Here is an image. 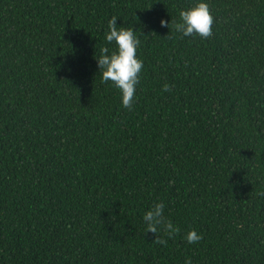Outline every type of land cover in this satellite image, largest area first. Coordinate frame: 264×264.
<instances>
[{
	"label": "trees",
	"instance_id": "obj_1",
	"mask_svg": "<svg viewBox=\"0 0 264 264\" xmlns=\"http://www.w3.org/2000/svg\"><path fill=\"white\" fill-rule=\"evenodd\" d=\"M206 2L209 39L171 31L197 0H0V264H264V0ZM113 16L131 111L95 59Z\"/></svg>",
	"mask_w": 264,
	"mask_h": 264
},
{
	"label": "clouds",
	"instance_id": "obj_2",
	"mask_svg": "<svg viewBox=\"0 0 264 264\" xmlns=\"http://www.w3.org/2000/svg\"><path fill=\"white\" fill-rule=\"evenodd\" d=\"M117 17L113 16L108 21L105 32L106 44H114V49L107 46L100 49V55L95 56L101 73V82H111L121 93L122 106L128 110L133 109L136 85L139 83L140 73L143 69V61L137 57V48L140 40L135 35L133 28L118 27ZM162 27H170L168 21L161 19ZM214 17L206 0H197V3L179 12V21H172L171 31L182 34L184 37L198 36L201 39H209L213 35L212 26ZM173 85L165 83L163 92H171ZM264 196V192L258 193ZM164 203L153 204L143 215L145 235L149 232L155 235V244L166 246L168 239L174 238L180 232V228L164 215ZM203 239L196 230H189L185 234V240L189 244H196ZM185 264H191V259L186 258Z\"/></svg>",
	"mask_w": 264,
	"mask_h": 264
}]
</instances>
